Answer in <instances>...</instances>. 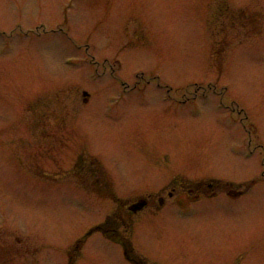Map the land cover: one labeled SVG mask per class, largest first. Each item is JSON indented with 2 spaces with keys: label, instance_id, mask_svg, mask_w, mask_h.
Returning a JSON list of instances; mask_svg holds the SVG:
<instances>
[{
  "label": "rangeland",
  "instance_id": "rangeland-1",
  "mask_svg": "<svg viewBox=\"0 0 264 264\" xmlns=\"http://www.w3.org/2000/svg\"><path fill=\"white\" fill-rule=\"evenodd\" d=\"M152 78L169 88L116 89ZM215 85L264 123V0H0V264H67L87 235L75 264H134L124 242L141 264H264V208L250 203L203 200L187 217L88 233L119 214L99 186L76 184V149L106 163L123 199L161 187L156 165L230 176L256 162L220 148ZM60 117L52 150L39 134Z\"/></svg>",
  "mask_w": 264,
  "mask_h": 264
},
{
  "label": "flooded vegetation",
  "instance_id": "flooded-vegetation-1",
  "mask_svg": "<svg viewBox=\"0 0 264 264\" xmlns=\"http://www.w3.org/2000/svg\"><path fill=\"white\" fill-rule=\"evenodd\" d=\"M106 69L107 67H105ZM154 79L135 82L132 86H129L124 81H119L116 89L119 96L124 97L136 91L145 94L149 89L153 88V85L166 90L169 88L167 85L163 87V84L158 81L154 82ZM215 87L216 106L219 113L220 148L223 150L226 148L228 157L239 158L243 164H246L249 159H252V161L256 160V162L250 166L237 165L238 168H235V165H233L234 168L231 166L232 175L230 176H228L226 171L224 174L205 173L201 176L195 175L190 172L192 169L185 164L173 168L169 167L170 164L168 163L156 165L158 171L167 169L168 171L165 172H169V175L157 179L156 185L161 187L137 195L133 193L131 197H124L123 199L111 188L112 184L115 185V179L111 176L112 173L109 169L106 168V163L88 150L80 148L78 151L76 149L77 154H82V152L86 154L81 158L85 165L77 161L78 156L75 161L76 167L79 164L81 165L80 169L74 167L76 169L75 175L78 179L76 184L84 187L89 185L99 186L97 191L101 194L106 192L109 198H113L112 200L116 203L114 212L119 214L115 219L105 220L96 225L94 229H89L88 233L100 231L102 233L120 235L123 232H129L136 224L137 227L143 215L160 216L166 211L177 212L179 215H186L187 217L192 213L193 205L203 200L222 199L230 204L250 203L252 206L264 208V139L262 136L264 123L258 121L251 114L248 105L244 104L239 98L226 97L231 87H218V85H215ZM170 91L171 89L167 93L169 94ZM82 94L85 97L83 102L89 103L92 95L86 94V90H83ZM191 99L197 98L171 97L172 101L182 103ZM116 105L120 106V108L126 106L119 103ZM61 119L62 117L56 120L55 126L57 130L54 132L47 131L46 126L44 130L40 131V137L46 139L47 144L49 140L53 139L55 141L64 140V137L59 135V130L63 126ZM44 120L46 121V118ZM49 145L54 150L50 141ZM228 161L229 163L231 162L230 159ZM79 177L81 178L79 179ZM44 179L46 180L47 178L45 177ZM103 186H106V190ZM152 186V184L149 185V187ZM87 237L88 235L82 237V239L66 248L67 264H75L80 256L82 243ZM123 247L125 259L134 262V264H141L138 255L132 253L130 244L124 242ZM39 248L41 249V247Z\"/></svg>",
  "mask_w": 264,
  "mask_h": 264
}]
</instances>
